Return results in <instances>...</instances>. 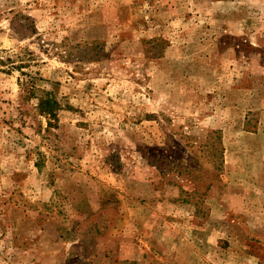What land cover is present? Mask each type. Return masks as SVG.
I'll return each instance as SVG.
<instances>
[{"label":"rangeland","instance_id":"374dc122","mask_svg":"<svg viewBox=\"0 0 264 264\" xmlns=\"http://www.w3.org/2000/svg\"><path fill=\"white\" fill-rule=\"evenodd\" d=\"M0 264H264V0H0Z\"/></svg>","mask_w":264,"mask_h":264},{"label":"trees","instance_id":"16d2710c","mask_svg":"<svg viewBox=\"0 0 264 264\" xmlns=\"http://www.w3.org/2000/svg\"><path fill=\"white\" fill-rule=\"evenodd\" d=\"M59 103L50 92L39 98L38 108L42 114L48 116L49 121L57 114Z\"/></svg>","mask_w":264,"mask_h":264}]
</instances>
